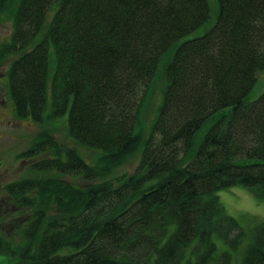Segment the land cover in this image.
<instances>
[{"label": "trees", "instance_id": "1", "mask_svg": "<svg viewBox=\"0 0 264 264\" xmlns=\"http://www.w3.org/2000/svg\"><path fill=\"white\" fill-rule=\"evenodd\" d=\"M218 4L193 35L208 0H0L15 116L68 113L70 137L98 152L88 163L47 126L22 152L35 160L4 188V264H264V220L245 229L216 195L242 185L264 200V91L250 98L264 0Z\"/></svg>", "mask_w": 264, "mask_h": 264}, {"label": "rangeland", "instance_id": "2", "mask_svg": "<svg viewBox=\"0 0 264 264\" xmlns=\"http://www.w3.org/2000/svg\"><path fill=\"white\" fill-rule=\"evenodd\" d=\"M210 8V22L208 26H204L196 31L193 35H199L203 33L204 29L211 25L215 21V17L218 14V0H208ZM12 24L10 21L2 20L0 22V43L6 40L12 31ZM10 59H4L0 63V214H10L12 211L10 204L7 207V201L5 200V186L7 183L16 181L23 177L30 176L29 173L30 164L35 159H24L21 157L23 151L27 150L37 139L43 129L52 127L54 136L58 141L64 142L70 146H76L77 150L81 153L88 163H94L98 157L97 150L89 149L82 145H77L75 141L70 137L68 133V113L62 117L56 118L53 121H48L44 117L42 122L35 121L32 117L23 118L22 120L15 116V112L12 101L8 94L7 88V76L6 73L10 67ZM260 81H258L250 98L255 99L264 91V72L260 75ZM157 94L154 99L153 106L147 112L143 119L144 124L149 127L155 117L157 106L162 102V92ZM160 97V98H159ZM152 103V102H151ZM149 107V101L146 104V111ZM144 110V113L146 112ZM150 129L146 130V134ZM138 163V158L132 159L130 162L123 165L117 172L119 173H132L134 167ZM67 181L84 185L86 182L80 179L72 177H65ZM221 203L224 205L228 215H231L239 220L240 225L247 230H250L255 225L256 220H264V200H260L250 188L242 185H235L223 190L217 191V194ZM5 206L7 208H5ZM12 216L3 217L0 216V229L13 231V226H16L15 219ZM11 258L8 255H0V264L8 263ZM236 264V262L234 263Z\"/></svg>", "mask_w": 264, "mask_h": 264}]
</instances>
